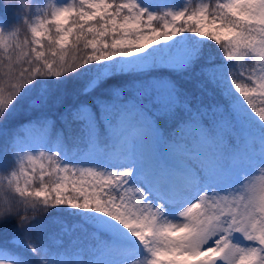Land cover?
I'll list each match as a JSON object with an SVG mask.
<instances>
[{
  "label": "snow or ice",
  "instance_id": "1",
  "mask_svg": "<svg viewBox=\"0 0 264 264\" xmlns=\"http://www.w3.org/2000/svg\"><path fill=\"white\" fill-rule=\"evenodd\" d=\"M15 3L0 264H264V0Z\"/></svg>",
  "mask_w": 264,
  "mask_h": 264
},
{
  "label": "trees",
  "instance_id": "2",
  "mask_svg": "<svg viewBox=\"0 0 264 264\" xmlns=\"http://www.w3.org/2000/svg\"><path fill=\"white\" fill-rule=\"evenodd\" d=\"M10 6L9 7H5V4L3 2V0H0V18H2L6 24L8 26H13L16 22V19L18 16H22L24 14L23 10L21 8H19V6L15 3V0H9ZM27 6V5H25ZM33 7H35V4H33ZM21 35L23 36V32L21 33ZM209 49L211 50V52L213 54L216 55L217 60L219 61L220 58L222 57V52L221 50H219L217 48V46L215 45L214 42L208 41L207 42V47L205 48V52L207 53L209 51ZM55 209L50 210V213H54ZM31 210L29 211V215H31ZM38 218L40 219H48L49 217L44 215V210L40 209V211L38 212ZM68 223L71 224L73 222V218L68 217L67 218ZM54 231H59V227H55L53 229ZM76 235H79V233H76ZM64 243L67 244L68 243V238L65 237L64 239Z\"/></svg>",
  "mask_w": 264,
  "mask_h": 264
},
{
  "label": "rangeland",
  "instance_id": "3",
  "mask_svg": "<svg viewBox=\"0 0 264 264\" xmlns=\"http://www.w3.org/2000/svg\"><path fill=\"white\" fill-rule=\"evenodd\" d=\"M188 2L190 4V6H191L192 4H195L196 2H198V0H188Z\"/></svg>",
  "mask_w": 264,
  "mask_h": 264
}]
</instances>
